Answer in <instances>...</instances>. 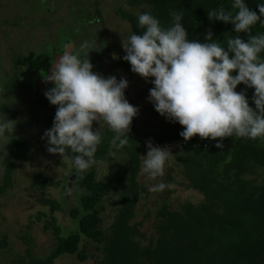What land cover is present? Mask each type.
Wrapping results in <instances>:
<instances>
[{
    "label": "trees",
    "instance_id": "trees-1",
    "mask_svg": "<svg viewBox=\"0 0 264 264\" xmlns=\"http://www.w3.org/2000/svg\"><path fill=\"white\" fill-rule=\"evenodd\" d=\"M114 1L122 5L123 9L120 8L118 15L132 26L131 34L133 32L139 34L141 31L138 28L139 14L151 12L160 20L161 25L167 28L172 24L171 13L176 11L182 15V23L190 39L204 43L209 30L214 34L213 38L225 46L226 38L236 35H240L245 42L249 39L248 33L233 32L234 25L215 21V16L212 19L209 17L208 13L215 12L221 7L234 15L232 0ZM246 2L259 14L256 6L258 0ZM127 5L129 7L125 8ZM95 14L98 17L96 20H100L102 12L99 8ZM262 34L264 23L257 22L251 28V35ZM72 44L73 42L66 40L63 48L55 52L30 51L26 55L18 56L15 67L20 74L15 71L13 76L9 73L2 79L0 96L7 98L8 92L11 91L16 100L20 101L23 94L26 98H31L30 94L35 95L36 91L41 94L42 88L37 81L51 73L55 57L62 54L66 45ZM86 51L88 50L85 49ZM110 55L108 46L104 48V56ZM124 55L126 53L119 58L116 66H112L116 71L121 68L130 71L129 62L123 60ZM261 56L264 57V52ZM26 89H30V92L24 93ZM244 90L247 92L250 106L255 109L252 101L255 90L246 88L243 84L237 88L238 92ZM45 102L47 101H42ZM35 105V113L38 119H41L37 102ZM0 111L17 120L16 109L9 107V104L0 103ZM30 112L28 110V116H31ZM46 116L45 125L50 127L53 120ZM23 119L26 120V117ZM24 120L16 122L15 128L24 130L27 125ZM181 131L183 126L167 119L161 130L153 132L152 136L156 146L163 148L166 145L175 146L173 149L175 164L181 167L183 176L179 181V191L182 194L185 191L196 193L201 197L198 203L184 202L181 208H178L168 202L169 198L160 202V207L147 211L144 217L152 220L153 226L151 235L147 237L140 228L143 223H138L136 219L141 200L148 197L146 195L148 188L140 181V175L144 139L151 137V134L142 132L133 124L128 144L116 149L111 144L116 134L107 129L102 132V142L96 153V159L101 163L78 173L72 186L78 200L77 205L69 211L75 229H62L55 221L48 222L46 229L53 227L58 239L56 247L50 254L37 258L28 252L10 264H55L58 258L66 255L77 256L79 261L86 262L89 259L88 243L97 244L99 246L97 249L102 252V258L97 264H264V139L252 140L234 135L213 141L201 139L197 135L185 141L180 136ZM22 134L26 135L24 132ZM10 135L3 161L4 180L0 184V195L13 187V174L17 167L28 159L30 153L29 140L26 141L25 137L16 133ZM217 143H222L223 148L216 147ZM119 152L124 153L127 159L124 173L113 181L100 180L98 178L100 165L108 160L110 154ZM72 155L70 151L66 153L69 158ZM64 164H68L72 171L69 179L71 180L77 172L70 159ZM259 169L262 170L261 181L256 178L260 175ZM171 177L172 169L167 175V178ZM48 180L41 181L36 176L34 184L39 182L46 188L53 184V181ZM60 184L65 190H71L68 184L66 186L64 182ZM166 195L170 196V189L166 190ZM110 196L114 219L110 227L105 229L104 201ZM45 202L52 205V212L65 207L57 200L45 199ZM38 217L48 219L49 214L41 212ZM8 247V238L0 235V250Z\"/></svg>",
    "mask_w": 264,
    "mask_h": 264
},
{
    "label": "clouds",
    "instance_id": "clouds-1",
    "mask_svg": "<svg viewBox=\"0 0 264 264\" xmlns=\"http://www.w3.org/2000/svg\"><path fill=\"white\" fill-rule=\"evenodd\" d=\"M257 11L246 0H232L231 11L219 8L208 13L210 19L234 25L233 32L248 33L245 42L240 35L226 38V46L213 38L209 30L204 43L190 39L182 23V15L173 11L172 24L165 28L160 20L145 12L138 15V34L123 37L122 48L131 71L154 85L149 90V101L155 110L170 122L183 126L180 136L189 141L197 135L201 139L236 137L264 139V34L251 35L257 22L264 23V0H258ZM84 49H89L84 51ZM89 45L77 54L74 46L66 45L54 61L45 82L54 86L44 94L57 106L53 126L46 130L47 151L61 155L77 173H83L101 163L96 159L102 142V130L116 135L111 144L121 149L128 144L133 119L139 108L126 98L129 81L115 75L105 77L94 71L89 59ZM114 58H119L114 56ZM235 73V74H234ZM254 89L249 104L246 90ZM100 127L93 129V123ZM12 129V121L0 119V139ZM7 144L0 143V152ZM216 147L223 148L222 143ZM142 171L149 181L148 191L162 192L173 187L159 178L171 160L169 145L164 148L147 143ZM73 155L69 158L67 152Z\"/></svg>",
    "mask_w": 264,
    "mask_h": 264
},
{
    "label": "rangeland",
    "instance_id": "rangeland-1",
    "mask_svg": "<svg viewBox=\"0 0 264 264\" xmlns=\"http://www.w3.org/2000/svg\"><path fill=\"white\" fill-rule=\"evenodd\" d=\"M97 8L102 12L100 20H96ZM120 8L122 5L114 0H0V86L3 85L2 79L9 73L10 76H13L15 71L19 73L15 67V60L20 55H26L30 51L41 53L52 50L55 52L63 48L66 40L73 42L72 46L77 54H83L82 46L89 45L91 48L89 59L96 73L105 77L115 75L117 79L124 77L129 81V87L125 91L126 98L133 106L139 108L135 124L142 132L151 134V137L144 139L142 152V160H144L148 152L147 143L151 141L156 146L152 133L161 130L167 119L161 116L149 101V90L154 87L153 84L133 73L130 63L129 72L123 68L116 71L112 67L116 66L119 58L125 53L122 48L123 37L127 38L132 32V26L118 15ZM108 46L111 55L104 56V48ZM29 78L32 79L30 76ZM28 91L30 92V89H26L24 93ZM36 94L37 91L35 95L30 94L31 98H26L23 94L20 101L16 100L11 91L8 92L7 98L0 96L1 104H9V107L16 109L15 119H17L15 121L0 111V119L12 121L11 131L0 139V143L8 146L10 133H16L25 137L26 141L29 140L30 146L28 159L22 162L13 174V187L0 195V235L8 238L9 245L7 249L0 250V264H10L28 252L37 258L50 254L56 247L58 239L53 227L46 229L48 222L55 221L56 225L62 229H75V223L69 212L78 203L76 192L72 187L74 182L69 185L72 171L68 164H64L67 159L63 160L61 155H54L47 151V140L44 138L46 130L53 126L45 125V112L47 111L49 116L54 118L57 110L50 108L48 100L41 104L43 97L40 96L38 100ZM36 102L41 119H38L35 113ZM28 110L31 111V116L27 115ZM23 117H26V120ZM19 120L27 123L24 130L15 128ZM7 146L6 152H0V184L4 180L3 161ZM174 148L175 146L169 148L172 153ZM175 162L173 153L166 166L165 175L159 178L165 184L173 186L168 188L170 196L166 195L167 188L162 192L148 191L146 194L148 197L142 199L138 206L136 221L143 223L140 228L147 237L151 235L153 228L152 220L144 218L147 211L160 207L167 198L173 207L178 208H181L184 202L196 204L201 200V197L192 191H185L183 194L179 191V181L183 176L181 167ZM126 166L127 159L124 153L110 154L108 160L98 168V178L106 182L113 181L124 173ZM171 169L173 177L169 179L167 175ZM259 171L260 175L256 178L261 181L262 170L259 169ZM36 176L41 181L49 179L48 181H53V184L46 188H43L39 182L35 185ZM140 181L144 182L146 187L147 184L154 183L147 179L143 171ZM63 182L65 186L66 184L71 186V190H65L60 184ZM45 199L57 200L65 207L52 212V205L46 203ZM41 212L48 213L49 218H39ZM103 214V227L107 229L114 219L112 196L105 199ZM98 247L97 244L88 243L89 259L86 262L79 261L77 256L66 255L58 258L55 264H97L102 258V252L97 249Z\"/></svg>",
    "mask_w": 264,
    "mask_h": 264
},
{
    "label": "flooded vegetation",
    "instance_id": "flooded-vegetation-1",
    "mask_svg": "<svg viewBox=\"0 0 264 264\" xmlns=\"http://www.w3.org/2000/svg\"><path fill=\"white\" fill-rule=\"evenodd\" d=\"M59 57V55L57 56V57H55V59H54V61L57 59ZM54 66V63H53V65H52V67ZM51 73H48V75H50ZM41 77V76H40ZM38 82V85H39V87H41L42 88V93L40 94V92L39 91H37V97L39 98L40 96H42L43 97V100H48L47 98H46V96H45V92L48 90V89H50V88H52L54 85L52 84V83H47V82H45V77H41V80H38L37 81ZM38 100H40V99H38ZM41 104H42V102H41ZM49 104H50V108H53V109H55V110H57V106H54V105H51V103L49 102ZM45 108H47V107H45ZM46 115H47V117L49 118V119H52L53 121H54V118L53 117H51V116H49V114H48V112L46 111ZM133 124H135V118L133 119V122H132V125H131V127L133 126ZM136 125V124H135ZM51 127V126H50ZM100 127V125H99V123L98 122H94L93 123V129L94 130H96L97 128H99ZM138 127V126H137ZM104 130H107V128H104L103 130H102V132L104 131Z\"/></svg>",
    "mask_w": 264,
    "mask_h": 264
},
{
    "label": "water",
    "instance_id": "water-1",
    "mask_svg": "<svg viewBox=\"0 0 264 264\" xmlns=\"http://www.w3.org/2000/svg\"><path fill=\"white\" fill-rule=\"evenodd\" d=\"M77 174L78 173H76L73 177H72V179L70 180V183H73L74 182V180L77 178ZM70 183H69V185H70ZM71 187V186H70Z\"/></svg>",
    "mask_w": 264,
    "mask_h": 264
}]
</instances>
